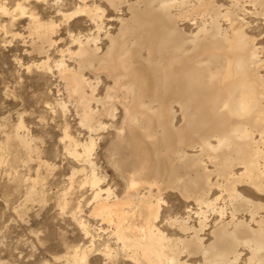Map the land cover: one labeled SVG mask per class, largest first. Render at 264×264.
<instances>
[{
    "label": "bare ground",
    "instance_id": "obj_1",
    "mask_svg": "<svg viewBox=\"0 0 264 264\" xmlns=\"http://www.w3.org/2000/svg\"><path fill=\"white\" fill-rule=\"evenodd\" d=\"M11 1L9 8L0 0V30L6 17L12 25L30 19L27 35L13 37L38 58L36 69L63 84V99L49 109L61 112L62 148L80 169L58 207L69 210L78 175L81 193H91L69 213L83 241L66 262L264 264V46L249 21L264 23V0H70L69 12L64 0H53L61 22L38 15L36 3L47 0ZM85 18L94 32H71L70 21ZM61 24L69 46H60ZM72 112L77 136L67 121ZM105 135L104 161L122 183L120 194L97 165ZM13 138L24 151H38L31 138ZM175 195L185 214L171 211Z\"/></svg>",
    "mask_w": 264,
    "mask_h": 264
},
{
    "label": "rangeland",
    "instance_id": "obj_2",
    "mask_svg": "<svg viewBox=\"0 0 264 264\" xmlns=\"http://www.w3.org/2000/svg\"><path fill=\"white\" fill-rule=\"evenodd\" d=\"M50 1L36 3L38 15L42 20L53 18L55 21L61 22L62 18L51 4L53 0ZM230 1L218 0V3L229 6ZM11 3L12 1L9 0V8L13 6ZM63 4L62 9L65 12L72 11L74 8V4L70 0H64ZM103 7L108 10V16L116 15L110 11L106 4H103ZM126 12L124 9L123 16L127 18L128 13ZM75 20L78 19L69 23L73 24L71 32L74 34L85 35V33L94 32V27L88 19H81L78 23ZM249 21L253 24L250 34L264 46L263 21L260 18H252ZM1 22L3 25L6 22L7 25L5 29L0 30V125H4L3 130L0 131V264H68L65 259L67 253L72 251L75 246H80L83 241V234L72 221L70 214L77 209L76 206L79 205L77 203H80L83 198L88 200L91 193L88 189L81 193L79 182L83 180V176L78 175L70 195L72 203L68 207L69 210L67 209L68 212L64 211L65 216L61 207H58L64 193L70 188L68 180L73 171L80 169L77 165L74 167L75 164L67 157L64 148H62L65 147L63 145H66V142H63L64 133L62 131H64L65 120L61 118V112L58 111V108L54 109L56 112L49 109L55 107L56 101H59L60 98L63 99V96H59L63 94V84L55 75L53 78L52 74L36 69L33 63L39 61L38 58L24 53L28 48L23 47L20 38L13 37L15 32L27 35L25 28L30 19L20 18L12 25L10 19L6 17ZM108 25L112 26L110 30L113 33L117 32V23H108ZM59 32L63 40L60 42L61 45L59 43L58 45L69 46L72 38L68 35L65 25H62ZM102 42L101 47L106 51L108 42L103 40ZM51 58L58 60L60 56L58 58V54L52 52ZM28 66L30 67L28 68ZM87 76L92 78L90 74ZM103 79L105 84H111L105 77ZM100 93L103 94V88ZM3 116L6 118V122L2 121ZM20 121H23L24 129L17 130ZM67 121L69 125L71 124L73 136H77L76 132L81 130L78 126L79 121L73 112L67 117ZM17 133L29 140H34L32 147L39 152L35 150L34 155L26 149L25 152L16 138L9 142L8 135L15 136ZM105 138V142H100L96 150L97 165L108 171V181L111 179L110 182L117 184L120 194L122 183L104 161L102 152L107 147L110 136L105 135ZM3 148L5 150L2 151ZM32 155L37 158L35 159ZM31 161L32 163H30ZM43 162L55 166V170L43 165ZM38 176L42 184L40 188L35 185L34 188L33 180ZM32 191H34L32 195L34 199L29 197L28 192ZM41 192L45 196L44 200H40V195H37ZM81 194H85V196L82 198ZM28 198L30 202H27ZM42 201H45L46 205ZM171 207H173L171 211L174 214L181 215L186 212L185 203L178 195H175L172 200ZM85 210H88L86 205ZM62 212L63 215H61Z\"/></svg>",
    "mask_w": 264,
    "mask_h": 264
}]
</instances>
